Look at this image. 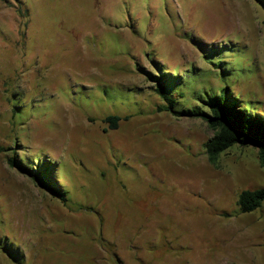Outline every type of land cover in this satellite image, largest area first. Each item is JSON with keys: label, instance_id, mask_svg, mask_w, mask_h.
I'll use <instances>...</instances> for the list:
<instances>
[{"label": "rangeland", "instance_id": "374dc122", "mask_svg": "<svg viewBox=\"0 0 264 264\" xmlns=\"http://www.w3.org/2000/svg\"><path fill=\"white\" fill-rule=\"evenodd\" d=\"M168 82L264 117V0H0V264H264L258 150Z\"/></svg>", "mask_w": 264, "mask_h": 264}, {"label": "trees", "instance_id": "16d2710c", "mask_svg": "<svg viewBox=\"0 0 264 264\" xmlns=\"http://www.w3.org/2000/svg\"><path fill=\"white\" fill-rule=\"evenodd\" d=\"M174 85L171 82L161 83L157 88L158 94L164 100L161 110L173 113L175 116H199L207 121L209 127L214 131L206 145V154L211 163H216L222 153L239 144L241 146H252L258 150L260 163L264 166V117L254 115L244 108L242 101L228 87L221 90H209L201 92V97H195L196 105H184L180 108L182 100L186 96L185 89L181 86L179 96L172 91ZM205 96H202V95ZM200 104V107L198 106ZM122 117L116 114L107 116L105 119L110 128L117 129ZM12 165L16 164L14 158L10 159ZM28 171L36 180L45 185L41 173ZM25 172V171H24ZM264 203V187L255 189H244L239 193L238 205L240 212L248 213L260 208Z\"/></svg>", "mask_w": 264, "mask_h": 264}]
</instances>
